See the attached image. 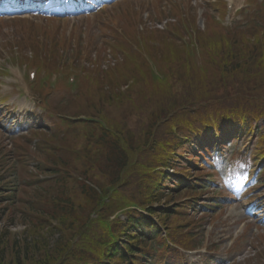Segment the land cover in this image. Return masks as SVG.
Listing matches in <instances>:
<instances>
[{
    "label": "trees",
    "instance_id": "trees-1",
    "mask_svg": "<svg viewBox=\"0 0 264 264\" xmlns=\"http://www.w3.org/2000/svg\"><path fill=\"white\" fill-rule=\"evenodd\" d=\"M132 22L129 21L126 28L134 43L139 35L149 43L158 40L161 44L169 37L160 32H140ZM258 32L252 36L242 34V42L234 43L231 53L232 44L228 36H220L215 31L210 39L206 35L200 36L205 53L214 52L221 60L225 56L233 62L223 70L233 76L229 84L217 78L214 82L225 87L221 97H211L216 104L211 101L209 106L199 107L197 112L187 110L192 98V81L197 79V91H201L205 75L193 61L182 55L185 53L183 46L166 42L162 49L152 47L149 50L155 58L164 62L170 73L169 80L157 87L151 86L148 75L140 70L138 55L124 45L125 42L116 41L113 46L120 47L122 52L115 48L111 50L117 62L115 69L103 72L99 67L101 61H89L91 68L86 73L94 79H88L94 87L87 88V95L92 96L95 103L83 109L90 112L89 116L95 117L97 123L89 128L85 121L66 120L69 133L59 138V127L53 122L54 133H43V142L59 140L61 144L54 149L43 147L36 165V169L49 178L26 183V189L37 187L35 192L33 190V201L37 207L26 211L38 226L34 230L39 232L47 224L55 222L62 233L61 240L54 247L44 238L19 248L14 243L16 252L10 253L9 261H6V249H0V264H145L151 256L161 260L171 255L172 250L165 244L160 226H167L170 236L175 235L184 227V223L175 226L182 210L176 209L171 214L169 209L158 213L153 208V204L160 201L158 192L163 176H150L148 173L166 163L173 165L177 161L175 154L180 157L185 151H190L189 144L197 143L206 126L214 125L215 121L221 129L227 120L248 118L244 116L264 117V34ZM169 39L172 40L171 37ZM63 43L56 37L48 36L43 50L56 57ZM43 60V63L37 62L39 58L35 57L36 64L60 67L55 58ZM63 69L68 71L70 68L65 65ZM217 71L221 72L222 68L217 66ZM102 74L104 76L101 77ZM127 83L128 89L123 90ZM205 95L198 93L194 100L198 103L210 100L209 92ZM85 98L82 95L77 101L82 103ZM137 104L141 113L139 125L121 128L114 121V115L121 107L129 110ZM171 112H176V115L171 117ZM105 127L108 130L111 128V132ZM261 139L264 144V136ZM39 148L42 146L39 145ZM22 150L27 152V148L22 147ZM74 150L83 153L76 155ZM22 159L25 161L26 158ZM4 169L0 164V172ZM15 169V166H9L8 170ZM75 172L87 179H96L104 196L78 182L72 176ZM143 177L148 179L144 185L146 191L143 197L136 196L133 191L139 180L142 183ZM196 183L198 186L192 188V192L199 195L198 187H203V181L197 180ZM3 184L1 179L0 207L4 206L5 210L15 199L18 189ZM134 205L159 216L162 224L149 221L137 210H126ZM121 210H126V220H112L111 217ZM92 212L97 214L96 219H90ZM171 217L174 220L169 223ZM150 239L160 250L151 245ZM172 239L186 240L181 237Z\"/></svg>",
    "mask_w": 264,
    "mask_h": 264
},
{
    "label": "rangeland",
    "instance_id": "rangeland-1",
    "mask_svg": "<svg viewBox=\"0 0 264 264\" xmlns=\"http://www.w3.org/2000/svg\"><path fill=\"white\" fill-rule=\"evenodd\" d=\"M5 1L9 0H0V6ZM210 1L190 0L192 7L196 8L198 12L196 18L198 29H204L206 17L204 12L209 9ZM243 1L241 0V2ZM247 1L249 3V0ZM19 2V0H11L10 7H15ZM187 4L188 0H125L123 4L122 2L113 5L104 4L98 13L94 12L79 18L58 14L54 16L53 23L55 26H60L66 36L72 34L75 38L77 37L76 40L80 42V46L90 50L93 56L108 44L110 36L106 31L109 27L117 26V16L122 11V7L137 12L140 21L154 26L156 23L160 24L161 17L163 22L165 20L173 21L169 12L170 8L179 5V8L186 10ZM42 5H46V3ZM29 17L31 18L12 17V13H8V11H5L4 14L0 13V67H4L7 71V75L0 78V140L6 142V147L11 144L13 137L26 134L31 129L38 127L35 117V113L38 111L34 108L31 90L27 87L24 78L17 79L13 76V70L10 71L12 66L5 62L6 59L13 56L11 53L16 50L14 56L22 55L16 45L22 43L23 39L32 37V34L30 36L27 34L34 27L29 28L28 23L34 24L35 29H37L36 26L41 28L47 23L45 17L39 15ZM232 20L233 18H228L225 24ZM42 40H45V36H42ZM4 44H8V46L5 47ZM29 54L28 50V56H30ZM61 61L68 65L73 63L87 67L86 61L78 58L75 45H72L71 49L69 47L63 50ZM105 63L106 66L107 62ZM26 94L30 95L27 100L24 98ZM262 125L264 126V123ZM235 144L231 143L222 150L225 157L210 156L214 168L219 174L218 183L211 185L214 188L204 192L199 202L209 204L214 200L218 201L217 197L222 198V208L217 207L212 211L214 216H217L220 211L222 215L214 222H210V218L206 217L202 227L195 232L198 234L197 240L201 243L198 247L200 249H215V252L208 253L204 257L188 259L191 264H264V186H256V180L251 181L250 177L244 175L248 167L242 168V173L238 175V178H235L234 162H230L228 158L233 152ZM0 147H3L1 143ZM13 154V156H17L18 152ZM203 164L199 163V166H203ZM27 174L26 168L21 167L18 171V178L23 180L28 176ZM243 222L245 223L243 224ZM243 225L245 227L241 232ZM18 233L19 231L15 234ZM237 233L239 239L237 238L238 240L235 241ZM239 240H241V245L232 247ZM204 258H208L209 262Z\"/></svg>",
    "mask_w": 264,
    "mask_h": 264
}]
</instances>
